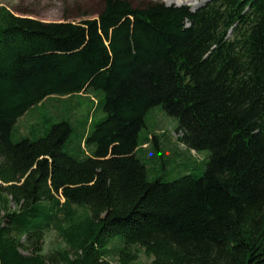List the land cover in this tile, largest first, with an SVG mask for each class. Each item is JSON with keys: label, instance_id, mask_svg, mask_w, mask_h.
I'll use <instances>...</instances> for the list:
<instances>
[{"label": "trees", "instance_id": "obj_1", "mask_svg": "<svg viewBox=\"0 0 264 264\" xmlns=\"http://www.w3.org/2000/svg\"><path fill=\"white\" fill-rule=\"evenodd\" d=\"M81 93L102 94L104 118L76 153L67 119L12 139L46 97ZM156 106L209 152L200 174L148 179L136 152ZM51 228L64 247L43 253ZM137 248L149 264H264V0H104L61 21L0 5V264H132Z\"/></svg>", "mask_w": 264, "mask_h": 264}, {"label": "rangeland", "instance_id": "obj_2", "mask_svg": "<svg viewBox=\"0 0 264 264\" xmlns=\"http://www.w3.org/2000/svg\"><path fill=\"white\" fill-rule=\"evenodd\" d=\"M133 6H144L149 3L187 6L195 10L207 0H129ZM104 4V0H0V5L6 6L14 14L26 15L43 21L78 20L96 17ZM95 95V94H94ZM74 96L51 95L46 97L34 109L21 116L13 130L12 139L19 136L35 138L43 134V128L50 123L67 119L72 126L69 145L65 150L69 154L77 152V145L83 143L84 137L91 132L93 125L104 118L101 111L102 96L98 93ZM97 97V98H96ZM98 99V101H97ZM63 117V118H62ZM146 126L141 129L138 139L137 156L144 163L149 180L161 179L172 181L187 174H200L208 161L209 152H195L182 145L175 131L177 119L165 113L159 107L151 108L145 116ZM45 129V128H44ZM152 136H155L157 147ZM144 137L149 138L148 140ZM85 153L88 151L85 149ZM64 247V242L53 228L46 231L43 242V253ZM138 257L132 264H149L150 257L137 248ZM108 259L117 264V258L110 254Z\"/></svg>", "mask_w": 264, "mask_h": 264}, {"label": "bare ground", "instance_id": "obj_3", "mask_svg": "<svg viewBox=\"0 0 264 264\" xmlns=\"http://www.w3.org/2000/svg\"><path fill=\"white\" fill-rule=\"evenodd\" d=\"M169 2L171 1V0H168Z\"/></svg>", "mask_w": 264, "mask_h": 264}]
</instances>
